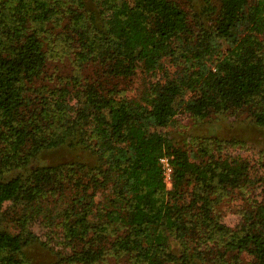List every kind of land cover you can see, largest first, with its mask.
Wrapping results in <instances>:
<instances>
[{
	"label": "trees",
	"instance_id": "trees-1",
	"mask_svg": "<svg viewBox=\"0 0 264 264\" xmlns=\"http://www.w3.org/2000/svg\"><path fill=\"white\" fill-rule=\"evenodd\" d=\"M90 1L94 8L86 0H0V210L15 201L62 226L75 241L61 253L70 264L113 256L117 264H194L210 242L222 256L236 250L237 260L247 253L249 264H264V172L262 200L232 229L215 206L249 189L248 160L192 155L164 130L180 111L206 118L247 110L264 127V0H209L200 11L177 0ZM61 7L73 16L79 68L98 63L106 79L137 68L164 78L131 98L99 78L44 82L41 34L64 19ZM165 60L178 65L174 75ZM58 149L71 157L42 158ZM163 156L173 165L171 188ZM29 242L0 229V264H29Z\"/></svg>",
	"mask_w": 264,
	"mask_h": 264
},
{
	"label": "rangeland",
	"instance_id": "rangeland-1",
	"mask_svg": "<svg viewBox=\"0 0 264 264\" xmlns=\"http://www.w3.org/2000/svg\"><path fill=\"white\" fill-rule=\"evenodd\" d=\"M86 1L89 6L91 5V8H94V3L90 0ZM177 1L189 9L194 6L197 11H200L209 0ZM210 1L217 3L216 0ZM65 8L61 7V13L58 14L64 18L61 23H50L41 34L48 52V66L44 82L50 75L56 82L60 78L66 80V78L75 75H82L90 80L99 78L107 87L118 88L120 93L117 95L131 98L139 97L141 90L150 80L164 78L163 73L152 76L137 68L128 78L107 77L106 79L103 76L104 67L98 63L79 68L75 61L77 40L71 28L68 27L69 22L73 21V16L72 13L65 14L63 12ZM64 32L68 33L69 43L63 42V39L66 38ZM70 37L71 39H69ZM165 65L166 75H174L178 70V65L170 60H165ZM39 82L42 84V81ZM248 113L247 110L237 113H213L206 118H197L180 111L176 119L164 127L174 143L186 148L192 155L196 153L202 155L207 152L216 155L240 154L248 160L251 173L249 189L243 192L235 191L220 199L215 206V213L219 215L225 225L232 229L239 226L243 211L251 207L254 198L262 200L263 193V181L260 180V176L264 172V127L259 126ZM214 138L234 140L235 143L217 145L214 143ZM70 157V153H67L66 150L58 149L47 153L42 158L58 161ZM100 198L97 199L100 200ZM0 229L16 234L20 233L30 240L24 248L26 256L29 258V264H70L62 259L61 253L63 251L71 252L75 241H71L65 236L62 226L51 224L49 218L37 209L34 210V207L11 200L4 201L0 210ZM213 247L215 246L211 242L208 248L203 246L201 252L204 258L196 259L194 264H249L251 262V256L247 253L240 254V259L237 260L235 258L236 250L222 256L218 253L219 250H223L222 247L216 249ZM3 254L5 253L0 252V257ZM117 259L113 256L100 264H117Z\"/></svg>",
	"mask_w": 264,
	"mask_h": 264
},
{
	"label": "built area",
	"instance_id": "built-area-1",
	"mask_svg": "<svg viewBox=\"0 0 264 264\" xmlns=\"http://www.w3.org/2000/svg\"><path fill=\"white\" fill-rule=\"evenodd\" d=\"M160 164L163 170L164 180L168 188L173 184V165L169 156H163L160 159Z\"/></svg>",
	"mask_w": 264,
	"mask_h": 264
}]
</instances>
